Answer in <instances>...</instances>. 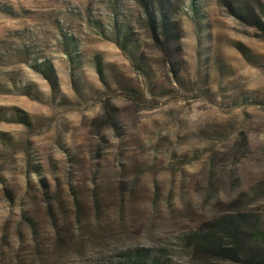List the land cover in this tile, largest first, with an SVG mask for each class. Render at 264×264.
<instances>
[{"label":"rangeland","instance_id":"rangeland-1","mask_svg":"<svg viewBox=\"0 0 264 264\" xmlns=\"http://www.w3.org/2000/svg\"><path fill=\"white\" fill-rule=\"evenodd\" d=\"M174 1L181 39L163 48L138 0H0V264L135 246L241 264L184 236L239 212L264 228V31L220 0ZM246 2L264 21V0ZM124 17L134 55L113 37ZM249 245L264 259L263 241Z\"/></svg>","mask_w":264,"mask_h":264},{"label":"trees","instance_id":"trees-1","mask_svg":"<svg viewBox=\"0 0 264 264\" xmlns=\"http://www.w3.org/2000/svg\"><path fill=\"white\" fill-rule=\"evenodd\" d=\"M145 17H140L146 23L152 38L163 48L178 43L181 39V25L175 19L178 5L174 0H138ZM228 11L236 18L258 26L264 31V21L246 0H220ZM193 8H196L193 4ZM113 37L120 48L130 55L136 53L139 40L133 32L128 17L114 21ZM52 90L58 91V78L53 65L44 60L39 62ZM37 66V64H36ZM35 66V67H36ZM96 67L104 78L103 63L97 58ZM23 94L39 99L30 84L22 88ZM22 121H26L21 116ZM247 213H237L236 216L221 217L208 221L200 231L184 236L187 248L213 259L231 260L241 264H264V259L258 260L250 241L264 242V228L256 226L257 221L249 218ZM89 264H181L174 262L165 249L135 246L123 249L116 258H100Z\"/></svg>","mask_w":264,"mask_h":264}]
</instances>
